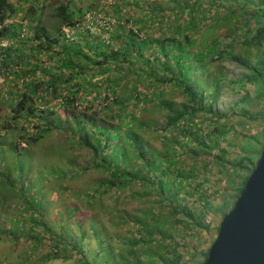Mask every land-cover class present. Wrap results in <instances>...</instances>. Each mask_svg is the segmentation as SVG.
I'll list each match as a JSON object with an SVG mask.
<instances>
[{
  "label": "trees",
  "instance_id": "trees-1",
  "mask_svg": "<svg viewBox=\"0 0 264 264\" xmlns=\"http://www.w3.org/2000/svg\"><path fill=\"white\" fill-rule=\"evenodd\" d=\"M26 1L20 0L17 8L20 15L25 6L24 17L31 18L34 23L28 40L38 54L46 53L45 63L52 58L54 62L52 69L32 64L31 70L40 71L45 81H40L43 90L37 88L38 85H25V92L18 94L11 111L18 116L30 117L35 110L26 105L33 97L42 98L46 96L45 91L56 95L57 87L65 85L72 89L68 91L70 95L63 98V103L74 105L79 100L81 82L91 86V76L97 74L102 90H98L95 96L101 94L105 103L96 116L70 113L69 120H65L71 123V127L61 126L59 120L46 122L47 117L39 112L35 120L46 122V127L40 129L38 123L35 124L27 137L35 142L52 129H60L64 134L70 133L69 138L74 141L71 146L78 145L89 151L87 168L101 170L106 175L87 195L89 204L99 189L116 193L139 184L150 192L152 205L142 212L141 218L123 215L120 222L133 226L123 237L112 234L109 238L107 229L99 224L97 217H88L90 236L95 245L90 264H189L188 260H182L183 254L191 258L198 251L203 238L201 232L206 233L210 228L206 221L209 213H219L221 219L231 209L254 167L264 131V106L255 114L249 109H241L239 113L227 116L213 110L215 86L210 83L202 88L203 81L199 82L194 75L200 71L208 76L209 64L228 58L247 71L237 79L241 86H252L251 94L243 93L239 103L264 99V0L255 4L251 0H243L242 4L238 2L237 11H241V15L229 9L215 13L214 23L208 28L205 26V32L201 31L197 36L193 35L196 19L204 18V10L211 12L213 7H222V2L235 0H167L173 5L171 9L140 5L139 10L146 15L138 21L139 25L125 32L119 27V33L115 35L113 30L109 31L115 37L110 36L106 44L112 42L115 46H107L96 38L90 40L85 30L78 34L81 46L66 41L61 28L76 27L77 20L84 14V8L77 7L79 0L54 1L52 19L55 26L51 27V32H46L40 25L44 0H34L33 4ZM247 7L251 8V13L247 12ZM15 12L9 0H0V26L8 18L17 17ZM115 19L121 20L120 17ZM130 19L126 18L129 24L132 23ZM248 20L253 22L250 28ZM229 21L234 23L231 29L227 28L218 35L210 33L212 28L225 27ZM150 27L155 28L158 37L146 36L145 29ZM14 32L15 28L9 30L5 26L0 29V36L11 38ZM18 40L17 36L16 42ZM251 49L257 53L253 64L238 59ZM138 71L143 73L141 81L147 86L145 92H141L144 87L139 85ZM109 72H114V76ZM131 73L134 77L124 84L123 89H117L125 74ZM84 75L86 79H83ZM168 83L171 90H179L185 96L183 104L174 106L165 98L163 90ZM159 116L163 117L160 124L157 122ZM232 117L241 124L240 131H233L234 125L229 121ZM1 120V128L12 132L6 121ZM255 122H262L260 137L246 133L252 131ZM150 127L153 128L151 132L148 131ZM144 133L155 134L159 150L148 146ZM230 133L234 138L228 147L224 137ZM211 173L220 176L212 184L208 179ZM215 191L219 194L217 204L213 202ZM82 224L80 221L77 229L81 240L78 241L75 235L68 242L74 253H79L84 238ZM44 231L50 230L44 226ZM51 237L54 248L63 243L61 238ZM209 245L204 251L197 252L196 256L200 257L197 264L206 258ZM81 264L87 263L82 261Z\"/></svg>",
  "mask_w": 264,
  "mask_h": 264
},
{
  "label": "rangeland",
  "instance_id": "rangeland-1",
  "mask_svg": "<svg viewBox=\"0 0 264 264\" xmlns=\"http://www.w3.org/2000/svg\"><path fill=\"white\" fill-rule=\"evenodd\" d=\"M19 1L9 0L19 17H10L1 25V28L6 26L9 30L15 28L13 36L11 38L8 35L0 36V118L5 120L13 130L11 132L1 128L2 120L0 119V264H81L82 261L90 264L95 245L90 236L88 217L96 216L99 224L107 229L109 238L112 234L123 237L129 229L133 228V226L120 222L123 215L141 218L142 212L152 205L150 192L139 184H133L129 189L119 190L116 193L99 189L92 203L89 204L87 195L106 176L101 170L87 168L90 164L89 151L78 145L71 146L74 141L69 138L70 133L64 134L60 132V129H52L35 142L27 137L30 135L31 127L37 123L40 129L46 127V122L54 123L55 120H59L61 126L71 127V123L66 121L69 120L70 113L74 116H96L98 112H101L100 109L105 106V103L101 94L100 97L95 96L98 90H102V85L99 84L100 75L97 74L91 76V86L81 82L77 95L79 100L74 105L63 103V98L69 96L68 91L72 89L69 88V85H65L57 87L56 95L45 91L46 96L39 99L33 97L31 103L26 105L35 110L34 115L30 117H24L22 114L18 116L11 111L16 104L18 94L25 92V85H38L37 88L40 90L43 88L42 83L45 81L42 80L40 71L36 73L31 70L32 64H36L38 68L47 66L51 68L54 62L52 58L48 63H45L46 53L38 54L34 44L29 42L34 23L31 18L24 17L25 6L22 7L20 15L18 14ZM24 1L22 0V2ZM33 1L27 0L26 3L33 4ZM54 1L56 0H44L45 7L40 16V25L46 32H51V27L55 26V21L52 19ZM242 1L222 2V7H213L211 12L208 9L204 10V18L196 19L193 35L197 36L201 31L205 32V26L208 28L214 23L212 19L215 13H223L229 9L235 10L238 15H241L242 12L237 11V3L242 4ZM251 1L253 4L258 2V0ZM150 4L160 8L171 9L173 7L172 3L167 0H79L77 7L84 8L83 17L77 20L79 29L76 26L72 29L61 28V31L65 34L66 41L70 40L71 45L74 46H81V39L78 35L80 30L88 31L90 40L96 38L107 46H115L112 42L106 44L110 40L109 37H115V33H119V27L125 32L139 25L138 21L146 15L139 10L140 5L148 8ZM246 10L248 13L252 12L249 7ZM115 17H120L121 20L117 21ZM127 17L131 18V24H129V20H126ZM205 18L212 21L206 22L207 20H203ZM248 21L250 28L253 26V22ZM233 24L229 21L225 27L212 28L210 33L218 35L227 28L231 29ZM140 25L144 24L140 23ZM183 28L182 26L181 32L185 31ZM112 30L114 35L109 32ZM145 30L147 37H158L155 28L150 27ZM17 36L19 40L16 42ZM235 40L237 41L238 38ZM64 44L67 43L64 42ZM191 50L194 51V48ZM262 50H264V44ZM256 54V51L251 49L246 54L238 56V59L246 64H253L257 60ZM137 67H140V64H137ZM209 67L208 76L197 71L194 78H197L199 82L203 81L202 88L210 83L215 86L213 110H218L227 116L232 113L237 114L241 109H249L252 114H255L264 106L262 98L248 104L239 103L243 93L251 94L252 91L251 85L245 84L242 87L241 83L237 81L243 74H247L244 68L228 58L220 62L213 61ZM133 69L135 70L136 67ZM139 72V81H141L143 73ZM109 74L114 76L115 73L109 72ZM132 75V73L125 74L117 89H123L124 84L134 77ZM33 76L35 77L33 78ZM84 76L83 79H86ZM40 81L43 82L40 83ZM139 85L144 87L141 92L147 91L145 83L141 81ZM170 86L168 83L164 87L165 98L171 101L174 106L183 104L186 100L185 96L179 90H171ZM39 112L42 116L47 117L46 122L42 120L36 122L35 119L38 118ZM101 116L99 115V117ZM162 120L163 117L159 116L158 124ZM229 121L234 125L233 131L242 129V127L240 128L241 124L235 122V117ZM260 124L262 122H255L252 124L254 127L252 131H246V133L255 136L261 135ZM152 129L150 127L148 131L151 132ZM154 137L155 134L152 133L143 135L150 148L159 150L158 140ZM224 138H227V145L230 147L231 140L233 141L234 138L233 133L227 134ZM22 139H26V141ZM122 141L124 142V140ZM219 178V175L213 173L208 175L210 184ZM223 184L225 185L224 182ZM218 197L217 191L213 192V202L216 204L219 203ZM230 201L231 198L228 199V204ZM228 206L225 205V207ZM113 210L115 213H110ZM219 220V213H209L206 221L209 222L210 228L206 233L201 232L203 238L198 251L200 249L204 251L211 240L215 238V228L218 226ZM40 221L43 224L36 223ZM80 221H83L81 229L84 238L79 253H74L68 242L75 235L78 241L81 240L80 235H77ZM44 226L50 231H44ZM166 227L170 228L168 225ZM51 236L61 238L63 243L54 248ZM198 251L195 254L192 253L193 257L191 255V258L183 254L182 260L186 262L188 260L189 264H197L200 261V257L196 256ZM185 253L187 254V252Z\"/></svg>",
  "mask_w": 264,
  "mask_h": 264
},
{
  "label": "water",
  "instance_id": "water-1",
  "mask_svg": "<svg viewBox=\"0 0 264 264\" xmlns=\"http://www.w3.org/2000/svg\"><path fill=\"white\" fill-rule=\"evenodd\" d=\"M201 264H264V131L254 167Z\"/></svg>",
  "mask_w": 264,
  "mask_h": 264
},
{
  "label": "built area",
  "instance_id": "built-area-1",
  "mask_svg": "<svg viewBox=\"0 0 264 264\" xmlns=\"http://www.w3.org/2000/svg\"><path fill=\"white\" fill-rule=\"evenodd\" d=\"M0 28H1V26H0Z\"/></svg>",
  "mask_w": 264,
  "mask_h": 264
}]
</instances>
